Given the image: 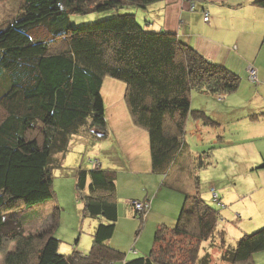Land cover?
Masks as SVG:
<instances>
[{
    "label": "trees",
    "instance_id": "obj_1",
    "mask_svg": "<svg viewBox=\"0 0 264 264\" xmlns=\"http://www.w3.org/2000/svg\"><path fill=\"white\" fill-rule=\"evenodd\" d=\"M156 1L23 0L19 16L0 30L2 264H216L209 246L215 245L224 203L214 188L211 200L198 191L183 192L174 224L159 226L150 250L137 255L109 243L118 220L116 172L100 164L79 166L75 176L83 211L96 219L87 252L76 247L70 254L60 252L52 224L41 234L25 233L21 220L12 224L8 219L10 213L52 197L54 170L64 164L74 138L106 134L101 94L106 76L125 84L126 107L133 124L148 134L152 170L162 177L161 185L171 188L168 177L184 170L187 117L215 124L204 112L191 110V92L225 96L237 90L240 77L208 61L175 34L146 30L134 12H119L130 6L145 9ZM256 2L264 5V0ZM106 11L113 16L79 26L69 23L71 14ZM202 149L191 155L185 176L196 188L197 169L212 164L213 146ZM137 201L147 204L141 210L131 206L140 221L138 233L149 201ZM219 235L220 262L257 264L254 254L264 250V227L229 245ZM203 241L209 244L201 252Z\"/></svg>",
    "mask_w": 264,
    "mask_h": 264
},
{
    "label": "crops",
    "instance_id": "obj_2",
    "mask_svg": "<svg viewBox=\"0 0 264 264\" xmlns=\"http://www.w3.org/2000/svg\"><path fill=\"white\" fill-rule=\"evenodd\" d=\"M256 1L259 0H159L148 5L145 9H134V13L146 30L175 34L179 40L192 46L208 61L224 66L237 74L240 77V82L248 78L247 67L252 65L256 69L258 79V83L253 86L258 84L262 87V92L259 94L263 95L260 97L257 94L255 98L264 104V5ZM204 11L208 13V21L203 20ZM105 80L104 78L103 84H105ZM108 82L114 83L111 79H108ZM103 84L101 94L105 99ZM105 90L107 92L106 87ZM118 115L124 116V113ZM105 119L107 132L103 137L110 135L109 140L112 144L109 150L113 152L112 158L122 165L123 170L128 171L129 178L132 180L125 187L129 188L140 184L141 189L144 190L142 197H140L141 194L134 195L135 197L128 195L125 201L145 199L149 201L148 209H150L154 202L151 197L152 193L154 192L157 196L158 189L155 187L160 175L152 170L148 134L142 128L135 126L129 118L117 123L114 121L113 130L107 118L106 107ZM241 122L244 123L243 133L238 138L233 135H223L224 132L220 128L211 133L207 132V129L204 130L208 137L205 145L213 146L210 157L212 164L207 167L214 166L216 168L219 166L222 153H230L231 148L235 149V146L247 144L245 141H249V144L251 141L264 138V106L258 112L255 110L248 112ZM95 138H85L83 139L85 141L82 142H85V147L91 145L95 149L97 145ZM99 147L100 151L104 150L108 153V148L103 149L102 144ZM242 153L245 154L243 151ZM245 155L247 161L239 174L230 173L228 170L223 174L219 173L220 176L216 173L212 175L213 178L208 181L210 184L207 185L210 187V191L214 188L219 193L224 203L222 207L224 209L220 211V219L217 224L223 223L222 229L224 230L228 221L234 223L232 232L234 235H240V233L251 231L250 229L253 230L259 225H264V149L250 144V150ZM109 167L114 168V166ZM109 167L105 169H110ZM110 170L118 173V170ZM141 175L147 176L149 180ZM198 177L200 184L201 177ZM231 179L235 184L234 187L229 182ZM115 184V195H117L119 193L117 177ZM190 184L192 185L191 182ZM176 187L181 188L179 190L184 192L181 185H176ZM194 187L193 192L190 190L187 192L198 191V186ZM159 188L161 189V187ZM207 196L210 197L209 192ZM149 212H146L143 226L140 227L138 233V237L140 232L145 237L141 243L140 237L138 240L135 239L137 247H132L135 253L129 251L127 255L146 253L143 252V247H147L151 241L153 242L154 233L159 226H171L175 221V214L149 215ZM244 224L246 227H243ZM222 229L220 231H223ZM135 230L136 233L137 229ZM109 243L122 249L121 245L112 239ZM113 264H122V261Z\"/></svg>",
    "mask_w": 264,
    "mask_h": 264
},
{
    "label": "rangeland",
    "instance_id": "obj_3",
    "mask_svg": "<svg viewBox=\"0 0 264 264\" xmlns=\"http://www.w3.org/2000/svg\"><path fill=\"white\" fill-rule=\"evenodd\" d=\"M22 5L23 0H0V30L4 29L19 16ZM134 9L135 7L130 6L128 8L119 9V12L133 13L135 11ZM110 16H113L111 11L92 12L84 15L71 14L69 15V23L71 26H79ZM105 79V84H103L105 99H103V101L107 110L108 121L111 125V128L114 130V121L117 123L120 120L124 121V119L128 118L131 120V117L124 100L125 84L122 81L109 76H106ZM108 79H111L114 83L108 82ZM251 83L252 82H250L248 78H246V80L243 79L235 92L221 97L211 94L199 93L197 90H193L191 92V110H199L204 112L212 121L215 122V124H204L203 119H194L192 114L187 117L183 141H185L187 144L185 150L186 155L184 156V159L188 160L183 165L182 169L184 170H182L180 175L179 171H173L171 176L168 177L167 182L174 188H172V186L171 188H168V186L164 187L160 185L162 177L159 176V180L156 181L157 184L155 187L158 189L157 196L154 194V192L152 193V201L154 200L153 206L147 210L148 212L150 211L149 215H178L184 197L183 192L175 186L176 182L180 183V185L184 188V192H187V190L193 192L195 190L194 184L192 183L191 185L185 176L189 175L187 164L189 163L190 157L192 159L191 155H195L200 150H203L202 148L205 146H212L205 145L206 139L208 138L207 133L204 132L205 129H207V132L211 133L212 131H218V128H220V130L224 132L223 135H233L238 138L243 133L244 123H242L241 120L244 119V116L251 110L258 112L260 108L264 106V104L259 99L255 98V95L259 94V92H262V87H260L258 84L253 86V83ZM256 83H258V80L254 84ZM259 96L262 97L263 95L259 94ZM122 112L124 113V116H119L118 114ZM113 132L116 133V131ZM117 134H119L118 131ZM109 137L110 135H106L105 137L100 136V138L96 137L95 141L97 145L95 149H93L91 145L85 147V142H82L85 141L83 138L79 140L78 138H74V140L71 141L69 145L70 147L68 151L64 153V164L54 170L52 181V197L46 202L34 206L31 209L19 210L10 213L8 219L12 221V224L21 220L23 223V231L25 233L34 234H41L44 232L47 226L52 224V232L60 240V252H67L66 254H70L74 249L73 247H76L75 249L81 252H87L91 245V232L96 224V219L85 214L83 211L84 201L79 190L76 188V172L79 166L88 168H91L95 164H102V168L114 166V168H109L118 170L116 177L119 180V193L116 195L115 199L118 209V220L112 240L121 245V248L123 251H125V253L127 252V254L129 251H132L131 249L133 246L137 247L136 240H138L140 237L141 243L145 236L140 232V236L138 237L139 232L135 233V229L139 227L140 221L139 218L133 216L131 201L136 199H131L129 202H126L125 198L128 195L135 197L134 195L137 194H141L140 197H142L144 190L141 189L142 187L140 184H135L129 188L125 187V185L128 184L129 181L132 182V180L129 178L130 174L128 171L123 170L122 165L117 163L118 161H115V159L112 158L114 155L113 152L109 150L112 144L110 143ZM248 142L249 141H245L247 144L235 146V149L231 148L230 153H222V156L219 159V166L216 168L211 166L202 170L197 169V174L201 177L198 191L203 198L207 197V200H211L210 197L207 196L208 192L211 196V191L209 190L210 187L207 185L210 184L208 181L213 178L212 175L218 173V176H220L219 173L223 174V172H226V170H228L230 173H240L245 165V162L247 161L245 159L247 157L245 154L250 150V144L264 149V138L256 139L251 141L249 144ZM100 144L103 145V149L106 150L108 148V153L104 152V150L100 151ZM97 147L99 148L97 149ZM242 151L245 152V154H243ZM182 175L184 176L182 177ZM141 177L148 179L147 176L141 175ZM229 182L231 186H235V184L232 183V179L229 180ZM152 184L153 182L151 185ZM159 187H161V189ZM223 209L224 208L220 209V211ZM228 223L224 230L222 229L224 226L223 223L217 225V233L214 240L215 245L209 246L210 252L214 256L213 261L216 264H228L226 262L219 261V254L222 250L220 248L221 242L219 232L223 234L225 245L234 243L245 233L244 232L240 233V235H234L232 232L234 230L235 224L229 221ZM263 226L264 225H259V227L253 230L250 229L251 231L246 233H251ZM243 227H246L245 224ZM221 229L223 231H220ZM208 244L209 241H203L200 251L203 252L204 248H206ZM151 246L152 241L149 243V245H147V247H143V252L147 253ZM254 261L257 264H264V250L254 254ZM0 264H2L1 255Z\"/></svg>",
    "mask_w": 264,
    "mask_h": 264
},
{
    "label": "built area",
    "instance_id": "obj_4",
    "mask_svg": "<svg viewBox=\"0 0 264 264\" xmlns=\"http://www.w3.org/2000/svg\"><path fill=\"white\" fill-rule=\"evenodd\" d=\"M193 8V6H192ZM208 13L207 11H204L203 13V20L204 21H208ZM247 73H248V79L250 82H252L253 84L258 80L257 79V73H256V69L252 66L249 65L247 67ZM213 198L216 199L217 198V193L215 191L212 192ZM132 206L136 209V210H141L144 207H147V204L145 202H140L137 200H132L131 201Z\"/></svg>",
    "mask_w": 264,
    "mask_h": 264
},
{
    "label": "water",
    "instance_id": "obj_5",
    "mask_svg": "<svg viewBox=\"0 0 264 264\" xmlns=\"http://www.w3.org/2000/svg\"><path fill=\"white\" fill-rule=\"evenodd\" d=\"M98 136H103L104 132H95Z\"/></svg>",
    "mask_w": 264,
    "mask_h": 264
}]
</instances>
